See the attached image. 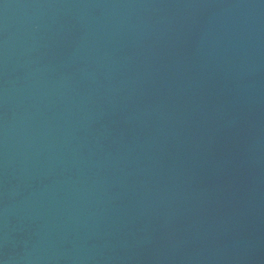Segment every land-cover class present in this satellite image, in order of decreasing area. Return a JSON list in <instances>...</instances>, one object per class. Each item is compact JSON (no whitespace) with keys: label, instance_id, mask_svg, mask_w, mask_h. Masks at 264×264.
Wrapping results in <instances>:
<instances>
[{"label":"water","instance_id":"water-1","mask_svg":"<svg viewBox=\"0 0 264 264\" xmlns=\"http://www.w3.org/2000/svg\"><path fill=\"white\" fill-rule=\"evenodd\" d=\"M0 261L264 264V0H0Z\"/></svg>","mask_w":264,"mask_h":264},{"label":"clouds","instance_id":"clouds-1","mask_svg":"<svg viewBox=\"0 0 264 264\" xmlns=\"http://www.w3.org/2000/svg\"><path fill=\"white\" fill-rule=\"evenodd\" d=\"M2 264H5V262H4V261H2Z\"/></svg>","mask_w":264,"mask_h":264},{"label":"snow or ice","instance_id":"snow-or-ice-1","mask_svg":"<svg viewBox=\"0 0 264 264\" xmlns=\"http://www.w3.org/2000/svg\"><path fill=\"white\" fill-rule=\"evenodd\" d=\"M0 264H2V261H0Z\"/></svg>","mask_w":264,"mask_h":264}]
</instances>
